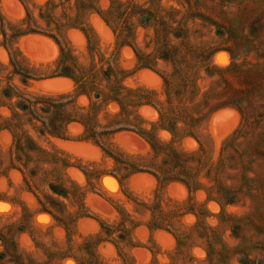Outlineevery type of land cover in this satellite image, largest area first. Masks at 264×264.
<instances>
[{
    "label": "rangeland",
    "instance_id": "1",
    "mask_svg": "<svg viewBox=\"0 0 264 264\" xmlns=\"http://www.w3.org/2000/svg\"><path fill=\"white\" fill-rule=\"evenodd\" d=\"M0 264H264V0H0Z\"/></svg>",
    "mask_w": 264,
    "mask_h": 264
},
{
    "label": "trees",
    "instance_id": "2",
    "mask_svg": "<svg viewBox=\"0 0 264 264\" xmlns=\"http://www.w3.org/2000/svg\"><path fill=\"white\" fill-rule=\"evenodd\" d=\"M174 1H178V0H174ZM98 14L101 15V18H102V19L104 20V22L109 26V28H110L112 31L115 32V30H114V28H113V25H112V23H111V20H110L108 17H106L104 14H102V13H98ZM30 32L33 33V34H39V33L36 32V31H30ZM82 32H84L85 34H88V33H89V36L87 35L89 40H90V38H91V39H95V40L99 41V40H98V37H97V34H96L93 30H89L88 33L85 32V30H84V31L82 30ZM50 38L53 39V40H55V42H57V44H58V45L60 46V48H61V53H60V57H59V60H58V61H61L62 58L64 57V55H66V49H65L64 46H62V45L59 43V41H58L55 37L50 36ZM67 45H68V47H71V48H72V44H71L70 41L68 42ZM3 46H4V47H8V45H3ZM15 64H16L15 66H17V67L19 68V65L17 64V62H16ZM19 64H20L21 66H23V63H21L20 61H19ZM58 76H59V77H63V78H67V79L71 80V81L76 85V88L78 87V84H80L78 77H77L75 74L70 73L69 70L67 71V73H62V74H60V75H58ZM130 93H132L133 95H136L137 91L130 92ZM82 95H86L87 98H91V97H90L91 95H90V93H88V92H83ZM52 97H55V96H45V95H42L41 97L38 98V101L43 100V99H47V100H49V99H51ZM59 97H63V95H61V96H59ZM114 102H116L117 105H120L121 108L123 109V105H122L119 101L114 100ZM27 103H28V104H27ZM75 103H76V102H74V104H75ZM109 105H110V104H109ZM109 105H106V107H105V108H107V110H108ZM144 106H149V107L154 108V109L158 112V114H159V117H160L159 121L161 122V121L163 120V119H162V118H163L162 110H160V109L158 108V106H157L156 104H154L153 102H148V101L146 102V101H145V102H143L138 108H136V113H135V115H136V119H137V121H138L139 124H142V122H145L144 119L140 116V113L138 112V111H139L142 107H144ZM16 108L19 109V110H21L22 112H26V111H30V110H31V109L29 108V102H28V101H22V102H19V103L17 104V107H16ZM74 108H75V107H73L72 109H74ZM230 108H231V109H234V110H236V111H238V112L241 113V110H240L239 108L234 107V106H233V107H232V106H224V107L220 108L217 112H220L221 110H224V109H230ZM72 109H68V110H69L68 112L72 113V112H71ZM77 111H79V112H81V113H84V110L82 111V109H79V108H78ZM217 112H216V113H217ZM118 115H119V114H118ZM74 123H79V124H81V125L83 126L84 129H85V127H86L85 124L83 123V121H82L81 119H78V118H71V119L68 120L67 123H66V131H68L69 126L72 125V124H74ZM141 127H142V126H141ZM145 130H146V129H143V130H139V129H135V128H134V129H133V128L128 129V131L136 132V133L140 134L141 137H143V138L145 139V141L149 144V146L153 149V147H152V140H151V139L156 138V137H155V132H153V130H148V132L145 131ZM81 142H92L94 146H96V147H98V148H100V149H102V150H103V148H104L101 144L96 143V142H93L92 140H90V139H88V138H82ZM181 153H182V154H181ZM198 154H199V152H180L179 157H181L182 155H183V156H198ZM140 173H141V174H142V173L149 174V175L153 176L158 182L161 181V178L159 177V175H158L156 172L152 171V170L145 169V170H143V171H139V172H138V174H140ZM173 183H181V184L185 185L186 188L189 190V192L192 193L193 188H192V186H191L189 183L184 182V181L179 180V179H175V180L170 181V182L168 183V185H169V184H173ZM201 190H202V189H201ZM198 191H199V190H198ZM203 191H205V193L208 194V196H209V192H208V190L203 189Z\"/></svg>",
    "mask_w": 264,
    "mask_h": 264
},
{
    "label": "water",
    "instance_id": "3",
    "mask_svg": "<svg viewBox=\"0 0 264 264\" xmlns=\"http://www.w3.org/2000/svg\"><path fill=\"white\" fill-rule=\"evenodd\" d=\"M97 28H98L97 30L101 31L99 27H97ZM56 79H58V78H52V79H49V80H56ZM62 79H67V78H62ZM47 87H49V88H54L55 85H50V86H47ZM81 144H87V143H81ZM72 150H74V151H76V152L82 154V152L79 151V150H77V149H72ZM139 176H141V175H139Z\"/></svg>",
    "mask_w": 264,
    "mask_h": 264
}]
</instances>
